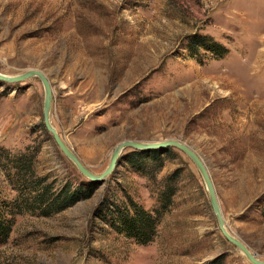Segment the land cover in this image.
<instances>
[{
	"label": "rangeland",
	"instance_id": "rangeland-1",
	"mask_svg": "<svg viewBox=\"0 0 264 264\" xmlns=\"http://www.w3.org/2000/svg\"><path fill=\"white\" fill-rule=\"evenodd\" d=\"M197 37L228 53L212 57L194 47ZM30 70L49 81L50 123L91 173L125 141L185 144L207 170L227 232L264 261V0H0V74ZM43 102L38 78L0 82V214L10 227L0 264H250L175 148L153 151L159 160L138 172L134 151L123 150L90 197L59 213H9L21 197L7 179L17 155L31 156L53 193L86 180L45 130ZM104 194L129 196L155 218L150 243L95 217Z\"/></svg>",
	"mask_w": 264,
	"mask_h": 264
},
{
	"label": "trees",
	"instance_id": "trees-1",
	"mask_svg": "<svg viewBox=\"0 0 264 264\" xmlns=\"http://www.w3.org/2000/svg\"><path fill=\"white\" fill-rule=\"evenodd\" d=\"M207 38L206 41L202 37H197L194 40V47H202L214 58H222L228 53V50ZM193 48V46L191 47ZM148 153V154H147ZM130 163L135 167V171H139L137 167L144 160L158 161L157 154L153 151L148 152H132ZM13 164L10 168L15 171L14 176L7 174V179L16 180L15 187L21 197L19 200L16 198L14 202L9 205V213L13 210V215L22 212L21 209L31 210L34 209L35 205L40 210L39 213L42 216H48L50 214L59 213L69 207H72L77 202L90 197L92 191L96 189V184L83 180L77 188L74 190H68L69 187H62L58 193H53L51 185L42 186L44 178L38 179L35 177L31 166V156L22 154L11 158ZM24 189H30V196L24 197ZM40 189V190H38ZM172 191L168 190V193L162 196L161 204L166 209L171 203ZM106 198V194L102 197L101 201L96 206L94 211L95 217L100 219L105 224L109 225L115 232L122 234L126 238L133 240L138 245H147L152 241L156 235L157 221L153 216L146 212L139 204L132 200L129 196L125 201L121 202H109ZM98 208V210H97ZM5 211V210H4ZM10 227L8 221L3 218L0 214V244L4 243L9 235ZM217 260L207 264H217Z\"/></svg>",
	"mask_w": 264,
	"mask_h": 264
},
{
	"label": "water",
	"instance_id": "water-1",
	"mask_svg": "<svg viewBox=\"0 0 264 264\" xmlns=\"http://www.w3.org/2000/svg\"><path fill=\"white\" fill-rule=\"evenodd\" d=\"M31 78H38L44 88V102H43V126L45 130L52 136V139L60 152L76 167L77 171L87 180L94 184H102L107 178L114 172L115 168L118 165L121 152L125 149H132L133 151H140V152H148V151H158L164 152L168 148H175L178 151L182 152L195 166L196 170L201 175L203 182L206 186L208 195H209V203L212 208V211L216 217L218 223V229L225 240L232 244L235 249L240 252L250 264H264V261H259L256 259L249 250L237 239L232 237L227 230L225 229L223 217L221 215L217 199L215 196V191L213 188L212 181L207 173V170L199 159V157L185 144L175 141V140H167L164 142L158 143H141L136 141H125L117 145L109 160V164L106 169L99 175H95L91 173L83 164L79 161L77 156L65 145L57 131L52 127L50 123V109H51V99L52 93L51 88L49 85V81L47 78L39 71L30 70L18 76H5L0 74V82L13 84L18 82H23L25 80Z\"/></svg>",
	"mask_w": 264,
	"mask_h": 264
}]
</instances>
